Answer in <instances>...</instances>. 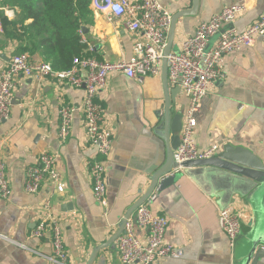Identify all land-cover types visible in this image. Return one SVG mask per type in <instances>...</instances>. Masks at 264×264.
<instances>
[{"label":"crops","instance_id":"0c3cea01","mask_svg":"<svg viewBox=\"0 0 264 264\" xmlns=\"http://www.w3.org/2000/svg\"><path fill=\"white\" fill-rule=\"evenodd\" d=\"M160 1L173 16L193 5V0ZM236 4L246 7L235 23L241 31L264 13V0H200L196 16L177 21L171 51H179L202 22ZM3 6L0 0V70L9 64L19 46L5 37L2 25L4 17L17 21L18 13L6 16ZM90 9L92 22L86 26L85 38L94 48L92 55L100 61L130 60L139 35L128 30L126 19L112 21L108 11ZM32 60L45 62L39 54ZM224 75L210 87L197 115V146L201 152L213 146L221 151L226 146L240 147L264 164V44L258 40L252 47L225 56ZM166 85L167 88L162 67L158 76L143 79L114 74L99 94L98 100L107 111V125L114 132L106 177L109 207L105 214L95 199L89 175L97 149L89 143L84 130L81 105L85 90L57 85L53 80L42 85L29 79L18 81L11 118L0 127V154L12 185L11 196L0 197V236L26 249L0 237V264H51L45 259L53 253L51 234L42 239L30 237L47 216V202L62 220L70 264H122L116 242L91 260L95 249L114 236L129 209L150 189L156 161L161 163L166 158L165 147L155 131L167 101L171 103L172 117L181 115L185 122L188 98L169 84L168 77ZM64 104L75 107L76 113L70 135L63 142L59 112ZM45 152L57 155V169L66 190L59 192L47 183L38 194H28L25 172ZM220 173L210 167L189 168L177 173L173 185L154 191L157 199L150 208L153 214L169 219L167 242L184 251L179 260L162 259L157 264H243L247 259L249 235L262 213L257 200L259 190L254 188L257 183L235 187ZM227 207L241 215L242 231L233 244L219 224L220 211ZM139 235L145 237L144 232ZM257 264H264V259Z\"/></svg>","mask_w":264,"mask_h":264},{"label":"built area","instance_id":"2783aa9c","mask_svg":"<svg viewBox=\"0 0 264 264\" xmlns=\"http://www.w3.org/2000/svg\"><path fill=\"white\" fill-rule=\"evenodd\" d=\"M90 8L108 11L112 21L126 19L128 30L139 35L134 41L133 57L118 62L100 61L94 56L75 58L70 69L56 71L50 63L35 62L28 54H15L9 64L0 70V127L11 118L14 93L21 79L35 81L38 85L53 80L57 85L83 88L85 97L81 111L84 130L89 143L97 149V158L90 166L89 175L93 181L95 199L106 214L109 207L106 177L114 132L107 125V111L98 98L107 88L109 78L114 74L131 79L156 77L161 73L166 58L169 84L181 89L189 102L181 132V145L174 152L177 165L174 173L184 172L187 163L212 159L221 152L218 146L205 152L199 150L195 141L197 115L203 108V100L210 87L225 76V56L252 47L258 40L264 44V13L241 31L235 27V23L246 7L238 4L227 7L202 22L194 35L183 41L178 52L171 51L165 57L173 14L160 0H91ZM1 9L6 16L17 12L7 6ZM82 42L87 45L88 52H94L85 35ZM59 113V135L64 142L70 135L76 108L64 104ZM47 183L54 185L59 192L66 190V184L57 169V155L49 152L42 153L37 164L27 168L24 188L28 194H38ZM11 194L7 164L0 154V197L8 199ZM156 199L157 196L152 195L136 209L116 241L122 264H157L162 259L179 260L183 257L182 248L167 242L169 219L162 214H153L150 208ZM44 209L47 216H43L30 237L42 239L48 233L51 234L53 253L45 259L51 264H70L64 244L62 220L52 212L50 202L45 204ZM219 224L233 244L242 231L241 215L231 207L224 208L220 211ZM139 232H144L145 237L140 236ZM0 237L25 248L5 236ZM31 253L36 252L31 250Z\"/></svg>","mask_w":264,"mask_h":264},{"label":"water","instance_id":"95a60500","mask_svg":"<svg viewBox=\"0 0 264 264\" xmlns=\"http://www.w3.org/2000/svg\"><path fill=\"white\" fill-rule=\"evenodd\" d=\"M200 9V0H193L192 8L189 10H183L173 16L172 27L168 36L167 46L165 50V57L169 55L172 50L176 23L179 19L184 17L196 16ZM88 31L84 30V35ZM164 70V80L165 87L167 88V77H168V64L166 58L163 61ZM183 129V117L181 115H176L172 117L171 115V103L166 102L165 112L162 119L156 125V135L159 137L160 141L165 147L166 158L161 163L156 161L155 171L152 176V185L148 192L133 205L127 212L125 218L121 221L118 231L114 236L105 244L97 247L93 253V262L100 251L114 244L124 231L125 225L129 217L136 211V209L145 203L156 191H162L169 186L173 185L177 176L174 173L177 165L174 161V152L181 145V132ZM186 169L189 168H216L220 170V176L228 180L229 184L235 187L246 186L247 183L255 181L257 185L254 188L262 186L264 183L260 180L264 174V164L259 160L252 152L249 150L226 146L223 150L216 155V157L208 160H197L189 162L186 165ZM253 185V184H252ZM262 207V212H263ZM249 244L251 249L247 259L243 264H257L260 260L264 259V226L263 220L258 219L252 226L250 232Z\"/></svg>","mask_w":264,"mask_h":264},{"label":"trees","instance_id":"16d2710c","mask_svg":"<svg viewBox=\"0 0 264 264\" xmlns=\"http://www.w3.org/2000/svg\"><path fill=\"white\" fill-rule=\"evenodd\" d=\"M91 0H3L19 19L4 17L3 31L19 46L16 54L40 55L56 71L68 70L75 58H90L83 33L92 22Z\"/></svg>","mask_w":264,"mask_h":264},{"label":"rangeland","instance_id":"374dc122","mask_svg":"<svg viewBox=\"0 0 264 264\" xmlns=\"http://www.w3.org/2000/svg\"><path fill=\"white\" fill-rule=\"evenodd\" d=\"M176 52H178V51H176ZM260 180L263 181V183H264V174L262 175ZM257 189L259 190V192L257 193V198H258L257 200L260 201L261 206L263 207V210H264V184ZM260 218L263 220V226H264V211L262 213H260L259 219Z\"/></svg>","mask_w":264,"mask_h":264}]
</instances>
